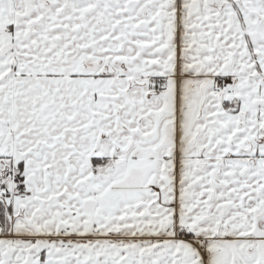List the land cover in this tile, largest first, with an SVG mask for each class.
<instances>
[{
    "label": "snow or ice",
    "instance_id": "snow-or-ice-1",
    "mask_svg": "<svg viewBox=\"0 0 264 264\" xmlns=\"http://www.w3.org/2000/svg\"><path fill=\"white\" fill-rule=\"evenodd\" d=\"M0 264H264V0H0Z\"/></svg>",
    "mask_w": 264,
    "mask_h": 264
}]
</instances>
